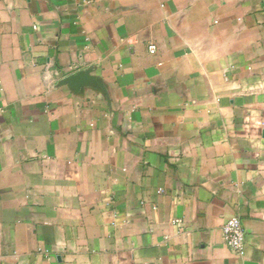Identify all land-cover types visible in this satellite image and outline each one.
Segmentation results:
<instances>
[{
	"label": "crops",
	"instance_id": "0c3cea01",
	"mask_svg": "<svg viewBox=\"0 0 264 264\" xmlns=\"http://www.w3.org/2000/svg\"><path fill=\"white\" fill-rule=\"evenodd\" d=\"M248 113L264 0H0V264H264Z\"/></svg>",
	"mask_w": 264,
	"mask_h": 264
},
{
	"label": "built area",
	"instance_id": "2783aa9c",
	"mask_svg": "<svg viewBox=\"0 0 264 264\" xmlns=\"http://www.w3.org/2000/svg\"><path fill=\"white\" fill-rule=\"evenodd\" d=\"M151 52H155V46H150ZM244 136L253 139H263L264 117L248 113L242 121ZM222 233L227 244L238 254L242 255L245 251L246 232L241 220L238 217L229 219L222 226Z\"/></svg>",
	"mask_w": 264,
	"mask_h": 264
},
{
	"label": "water",
	"instance_id": "95a60500",
	"mask_svg": "<svg viewBox=\"0 0 264 264\" xmlns=\"http://www.w3.org/2000/svg\"><path fill=\"white\" fill-rule=\"evenodd\" d=\"M263 137H264V130H263Z\"/></svg>",
	"mask_w": 264,
	"mask_h": 264
}]
</instances>
